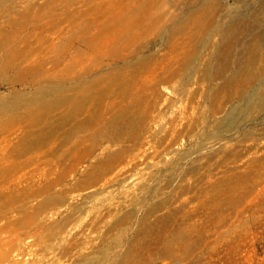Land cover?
I'll list each match as a JSON object with an SVG mask.
<instances>
[{
    "label": "rangeland",
    "instance_id": "1",
    "mask_svg": "<svg viewBox=\"0 0 264 264\" xmlns=\"http://www.w3.org/2000/svg\"><path fill=\"white\" fill-rule=\"evenodd\" d=\"M0 264H264V0H0Z\"/></svg>",
    "mask_w": 264,
    "mask_h": 264
}]
</instances>
